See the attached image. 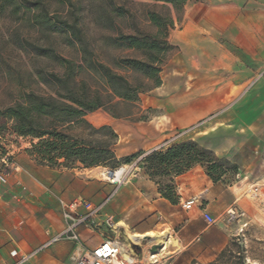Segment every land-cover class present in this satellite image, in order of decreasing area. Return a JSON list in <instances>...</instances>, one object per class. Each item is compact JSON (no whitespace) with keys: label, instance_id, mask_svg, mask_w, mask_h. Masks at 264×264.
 Here are the masks:
<instances>
[{"label":"rangeland","instance_id":"obj_1","mask_svg":"<svg viewBox=\"0 0 264 264\" xmlns=\"http://www.w3.org/2000/svg\"><path fill=\"white\" fill-rule=\"evenodd\" d=\"M221 1L187 0L177 8L154 0H0V113L28 98L70 105L67 97H98L102 107L86 113L82 121L56 128L83 147L112 151L115 160L106 161L97 168L115 167L110 170H116L128 165L124 162L125 158L143 154L137 149L142 143L140 134L151 132L158 125L167 128L168 139L153 151L185 142H193L199 148L210 151L222 165V175L216 184L232 188L239 200L225 213L229 242L224 250L211 261L201 263L191 260L189 264H264V125L260 123L255 129L256 134L250 135L248 123L251 120L240 114L237 129L228 127L223 133L216 134L214 118L221 109L236 105L233 103L232 106V101L241 95L243 87L233 88L232 95L222 107L210 108L206 112L208 114L192 127L177 124L172 129L171 124V115L182 104L174 101L198 87L195 83L198 78L188 68L193 58L198 61V50L189 49L181 39L188 36L190 19H197L206 9L214 12ZM236 8L245 13L250 7L239 3ZM148 14H153L167 26L166 35L159 38L164 40L166 51L161 56L158 87L152 79L118 66L122 59H140V55L118 46L117 38L136 33L156 34L157 28L148 21ZM36 15L46 18L51 26L36 24ZM88 64L92 66L89 68ZM98 65L110 69L136 89L131 99L118 98L108 91L104 80L92 69ZM212 74L207 78L206 86L215 90L212 84L208 85L214 81ZM258 74L259 70L255 71V76ZM96 115L108 118H105V123L99 124L92 119ZM43 125L50 128L54 124L45 120ZM119 129L126 134L121 142ZM216 135L227 138L228 142L231 136L236 140L233 148L227 149V157L216 156L205 148L214 143ZM31 140L14 134L11 122L0 117V172H9L16 162L23 165L30 159L38 166L56 170H81L86 180L102 183L111 191L115 188L116 184L97 177L101 174L96 167L84 168L79 163L68 167L48 166L40 162L27 153L31 145L38 141ZM120 149L134 152L119 156ZM4 158L7 166L1 162ZM141 172L146 175L143 169L139 174ZM137 176L128 175L127 184L121 186L134 182ZM167 180L159 178L161 183H167ZM230 210H233L234 216L228 214ZM112 217L117 223V217ZM132 234L122 229L119 239L124 243L127 239L134 242L129 237ZM146 240L134 251L136 264H182L184 256L176 255L164 263V258L159 259L160 250L154 254V260L149 261L146 248L158 242L147 244ZM69 264H73L70 257Z\"/></svg>","mask_w":264,"mask_h":264},{"label":"crops","instance_id":"obj_2","mask_svg":"<svg viewBox=\"0 0 264 264\" xmlns=\"http://www.w3.org/2000/svg\"><path fill=\"white\" fill-rule=\"evenodd\" d=\"M239 3L250 7L248 12H240L236 8ZM181 40L189 49L198 50V61L193 58L188 67L198 78L195 82L198 87L174 101L182 104L175 108L178 113L171 115L172 129L177 124L192 127L210 108L222 107L233 88L243 87L241 95L232 101V106L236 103L234 107L215 114L216 134L228 127L237 129L240 117L246 115L251 120L250 135H255L260 123L264 125V0H222L214 12L206 9L197 19H190L188 36ZM211 74L214 81L208 85L212 84L215 90L206 86ZM106 117L96 115L92 119L103 124ZM166 129L158 125L151 132L141 133L142 143L137 149L143 154L158 149L168 139ZM124 134L119 129L120 142ZM215 138L205 148L216 156L227 157V149H232L236 140L233 136L229 142L221 135ZM132 152L120 149L118 155ZM83 174L81 170L38 166L30 159L23 165L16 162L10 167L6 182L0 183V264H69L74 249L69 241L41 249L24 263H19L12 252L30 254L60 233L63 222L58 201L71 202L76 198L94 204L108 199L104 211L117 217V224L123 223L118 228L125 233L142 236L169 233L168 244L156 243L161 245L159 259L164 258V263L175 255L184 256L182 264L191 260L206 263L229 242L225 213L239 199L232 188L213 183L200 166L173 178L175 204L162 198L157 186L143 172L134 182L120 186L115 192L102 183L86 180ZM191 199L197 200L193 209L184 211L182 203ZM203 213L214 219V223L207 224ZM79 234L87 249L101 241L97 233L80 229Z\"/></svg>","mask_w":264,"mask_h":264},{"label":"trees","instance_id":"obj_3","mask_svg":"<svg viewBox=\"0 0 264 264\" xmlns=\"http://www.w3.org/2000/svg\"><path fill=\"white\" fill-rule=\"evenodd\" d=\"M7 1V0H5ZM172 4L174 7L182 6L187 0H154ZM148 21L157 28L154 36L145 34L122 35L117 38V44L125 49L133 50L140 55V59H122L119 67L128 71L141 74L143 77L152 79L155 86L160 85L158 74L160 73L161 56L166 51L164 40L161 35H166L167 26L161 24L153 15H147ZM36 24L51 26L49 21L41 15L34 17ZM92 65L88 64L90 68ZM104 80V85L113 96L129 100L136 89H133L122 77L102 65L92 68ZM70 105L63 102L45 101L42 99H27L14 107H8L0 117L11 122V129L19 137H29L37 143L31 145L27 151L34 155L40 162L48 166L68 167L75 163L84 168H92L102 165L106 161L115 160L112 151L108 149L88 148L81 146L77 141L57 131V126L83 120L86 113L102 107L98 97L81 98L67 97ZM45 120H51L53 126L47 128L43 125ZM142 154L132 158H125L129 164ZM58 160H63L57 163ZM194 165L204 167L206 176L213 182H218L222 175L221 161L216 159L208 150L199 148L193 142H185L172 145L165 150L153 151L147 154L141 168L157 186L158 193L171 204L177 202L173 178L188 171ZM97 168V167H96ZM115 169V167H108ZM159 178L168 179L167 183H161Z\"/></svg>","mask_w":264,"mask_h":264},{"label":"built area","instance_id":"obj_4","mask_svg":"<svg viewBox=\"0 0 264 264\" xmlns=\"http://www.w3.org/2000/svg\"><path fill=\"white\" fill-rule=\"evenodd\" d=\"M147 154L140 155L128 165L122 167L125 168L126 173L122 182L118 183L105 180L111 184H116L114 192L127 182L128 175L134 174L137 176L139 174L142 170L141 162ZM1 162L7 166L6 158L1 159ZM105 169L110 173L113 171L107 168ZM7 175L8 172L6 171L0 172V183L6 182ZM97 177L103 180L99 175H97ZM107 202L108 199L99 204H94L83 198H76L71 202L59 200L58 206L63 222L62 231L32 253L22 255L13 251L12 256L18 257L19 263H24L41 249L47 248L60 241H70L74 244V249L70 256V260L73 264H136L137 256L134 251L137 250V247L142 245L145 239L141 241L140 244H135L130 239H127L126 243L122 242L119 239L120 228L116 227L117 223L113 222L111 216L103 212ZM196 202V199L183 202L182 209L184 211H190L193 209ZM228 214L234 216L233 210H230ZM202 216L207 224L214 223V219L207 213H203ZM80 229H84L90 234H99L101 236V241L92 249L85 248L80 238ZM150 248V246L146 248L148 260L153 261L154 254L149 253Z\"/></svg>","mask_w":264,"mask_h":264},{"label":"bare ground","instance_id":"obj_5","mask_svg":"<svg viewBox=\"0 0 264 264\" xmlns=\"http://www.w3.org/2000/svg\"><path fill=\"white\" fill-rule=\"evenodd\" d=\"M96 171H100L101 174V178H105L103 180H109L111 182H122V180L125 178V168H119L116 170H113L111 173L104 169V168H97ZM123 223L120 221L118 222V224L116 225V227H123ZM169 233L167 232H162V233H148L146 235H137V234H132L129 237L134 241V243L140 244L141 241H143L145 238H147V244L151 243V242H158V243H162V246H165L166 244H168V242H170V236L168 235ZM144 244V243H143ZM146 244V243H145ZM156 245V244H155ZM160 250V249H159ZM158 250V251H159ZM161 252V250H160Z\"/></svg>","mask_w":264,"mask_h":264},{"label":"water","instance_id":"obj_6","mask_svg":"<svg viewBox=\"0 0 264 264\" xmlns=\"http://www.w3.org/2000/svg\"><path fill=\"white\" fill-rule=\"evenodd\" d=\"M160 248H161V245H154L150 248L149 253L155 254Z\"/></svg>","mask_w":264,"mask_h":264}]
</instances>
